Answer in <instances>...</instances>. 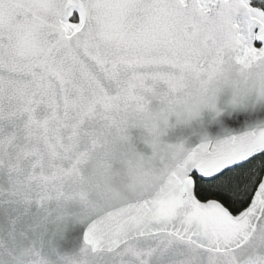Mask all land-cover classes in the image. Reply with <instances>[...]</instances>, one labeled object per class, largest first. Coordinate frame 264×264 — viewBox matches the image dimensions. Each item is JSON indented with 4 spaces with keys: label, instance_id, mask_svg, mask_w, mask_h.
I'll list each match as a JSON object with an SVG mask.
<instances>
[{
    "label": "water",
    "instance_id": "95a60500",
    "mask_svg": "<svg viewBox=\"0 0 264 264\" xmlns=\"http://www.w3.org/2000/svg\"><path fill=\"white\" fill-rule=\"evenodd\" d=\"M262 154L252 0H0V264H264Z\"/></svg>",
    "mask_w": 264,
    "mask_h": 264
},
{
    "label": "trees",
    "instance_id": "16d2710c",
    "mask_svg": "<svg viewBox=\"0 0 264 264\" xmlns=\"http://www.w3.org/2000/svg\"><path fill=\"white\" fill-rule=\"evenodd\" d=\"M252 1L253 5L264 10V0ZM73 20H77V15ZM263 175L264 154L212 180L195 176L196 194L202 201L217 199L233 214H240L249 206Z\"/></svg>",
    "mask_w": 264,
    "mask_h": 264
}]
</instances>
